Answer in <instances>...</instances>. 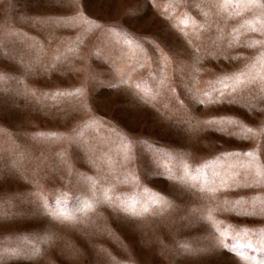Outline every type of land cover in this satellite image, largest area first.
Segmentation results:
<instances>
[{"label": "rangeland", "instance_id": "obj_1", "mask_svg": "<svg viewBox=\"0 0 264 264\" xmlns=\"http://www.w3.org/2000/svg\"><path fill=\"white\" fill-rule=\"evenodd\" d=\"M0 264H264V3L0 0Z\"/></svg>", "mask_w": 264, "mask_h": 264}, {"label": "snow or ice", "instance_id": "obj_2", "mask_svg": "<svg viewBox=\"0 0 264 264\" xmlns=\"http://www.w3.org/2000/svg\"><path fill=\"white\" fill-rule=\"evenodd\" d=\"M225 2H233V0H225ZM234 2L237 4V5H240V4H245V3H248V4H252V3H257V2H261V3H264V0H234ZM202 103V101H201ZM208 123H211V121H209ZM244 155H251V153H245ZM67 218V217H66ZM221 247H224L226 248L227 245L226 244H221L220 245Z\"/></svg>", "mask_w": 264, "mask_h": 264}]
</instances>
